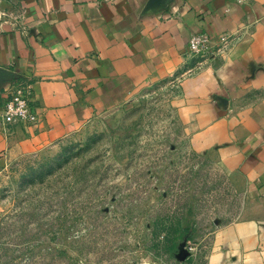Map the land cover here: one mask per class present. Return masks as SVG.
Wrapping results in <instances>:
<instances>
[{
	"label": "crops",
	"instance_id": "obj_1",
	"mask_svg": "<svg viewBox=\"0 0 264 264\" xmlns=\"http://www.w3.org/2000/svg\"><path fill=\"white\" fill-rule=\"evenodd\" d=\"M11 2L1 5L22 7L24 30L0 29V92L5 67L28 76L37 123L0 128V170L126 103L145 85L192 70L187 40L205 33L212 46L174 100L186 113L196 110L191 121L202 148H215L237 185L254 188L264 204V0ZM221 37L229 38L225 50ZM259 213L261 220L221 229L207 264H264Z\"/></svg>",
	"mask_w": 264,
	"mask_h": 264
},
{
	"label": "rangeland",
	"instance_id": "obj_2",
	"mask_svg": "<svg viewBox=\"0 0 264 264\" xmlns=\"http://www.w3.org/2000/svg\"><path fill=\"white\" fill-rule=\"evenodd\" d=\"M199 56L2 167L0 264H207L221 229L261 220L257 191L174 100Z\"/></svg>",
	"mask_w": 264,
	"mask_h": 264
},
{
	"label": "built area",
	"instance_id": "obj_3",
	"mask_svg": "<svg viewBox=\"0 0 264 264\" xmlns=\"http://www.w3.org/2000/svg\"><path fill=\"white\" fill-rule=\"evenodd\" d=\"M0 0V29L20 28L22 25L23 9L13 11L11 6H2ZM237 3L245 0H234ZM12 3V2H11ZM229 38L221 37L220 45L226 47ZM211 48V40L205 33L191 34L187 40L186 54L189 56L202 55ZM12 73L7 86L0 92V128L10 131L13 127L37 123V114L32 108V81L28 76L22 75L14 67H5Z\"/></svg>",
	"mask_w": 264,
	"mask_h": 264
},
{
	"label": "water",
	"instance_id": "obj_4",
	"mask_svg": "<svg viewBox=\"0 0 264 264\" xmlns=\"http://www.w3.org/2000/svg\"><path fill=\"white\" fill-rule=\"evenodd\" d=\"M4 73H5V75L7 76L6 81L8 82V81L12 78V73H11L8 69H6V68H5V70H4ZM184 254H185V253H182V256H183Z\"/></svg>",
	"mask_w": 264,
	"mask_h": 264
}]
</instances>
